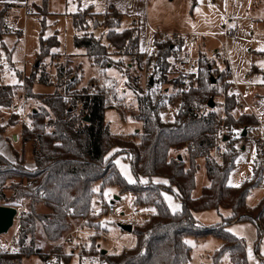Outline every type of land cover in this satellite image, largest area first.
<instances>
[{"label": "trees", "instance_id": "trees-1", "mask_svg": "<svg viewBox=\"0 0 264 264\" xmlns=\"http://www.w3.org/2000/svg\"><path fill=\"white\" fill-rule=\"evenodd\" d=\"M11 7L5 5L0 11L1 35L9 32L7 15ZM99 15L103 16V20L98 21ZM89 17L96 18L94 28L102 27L106 30L105 41L88 31ZM122 17L123 13L114 4L104 13H95L88 8L73 15L74 27L84 31V34L75 36V45L85 48L87 57L101 69L119 65L126 56L131 57L133 64L140 65L144 59L145 52L140 50L137 27L118 30ZM59 44L56 36L42 37L41 51L34 68H39L41 59L50 55ZM176 44L181 46L182 40L174 38L164 43L156 40L157 73L161 76V82H167L169 68L178 73V68L169 59L174 54ZM113 56L121 59L115 61ZM63 71L59 77L63 76ZM36 72L30 77L31 81L27 78L31 82L26 86L28 93H31V87L37 79ZM228 76L226 70L218 71V76H214L211 62L199 55L197 84L189 89H181L179 78L176 77L169 82L180 88L178 92L169 96L165 90L162 93V97L168 98V103L174 104L176 101L180 104L174 119L168 121L164 120L159 111L164 108L163 105L155 103L150 94L131 84L130 87L138 97V112H133V115L142 122V129L129 135L113 134L110 131L105 121L107 99L102 92L91 89V85L86 86L83 92L73 90L76 80L69 81L64 88L59 87L54 95L45 99V106L33 109L30 117L33 127L23 126V147L19 160L14 163L0 151V201H5V205L19 204L21 209L24 206L23 199H32L27 205L30 211H22L20 214L17 233L20 251L2 253L0 264H22V259L28 256H38L48 263L49 257L34 237L39 226L38 220L44 225L45 237L55 243L60 242L71 228L66 215L68 211L73 218L88 219L89 225L97 226L91 217L94 215L93 198L96 195L102 196L108 186H117L122 193L134 194L136 206L154 208V212L143 224L133 225L132 232L138 237L137 244L120 253L108 254V264H189L191 248L186 237L205 238L210 235L223 241L215 254L216 261L228 252L233 264H250L245 239L228 230V223L224 224L228 217L223 222L206 227L198 225L195 218L196 212L229 209L232 211L229 217L231 222L234 219H260L264 231V202L253 209H249L246 202L250 190L258 185L261 176L240 186L228 184L229 173L236 158L235 142L242 137L246 126L257 123L251 113L234 114L233 108L238 97L228 92ZM19 86L21 83L0 84V116L2 109L13 105ZM69 91L74 97L66 102L64 96ZM225 92V99L221 103L225 108L221 127L226 130L222 137L226 135L227 139L224 142V160L219 163L212 157V151L218 139L217 123L221 115L216 110L217 104L212 108L209 101L213 98L215 102V98ZM74 98L82 100L80 109ZM87 115L89 121H85ZM6 128L0 120V133ZM30 141L34 167L26 165V145ZM187 143L194 144L195 149H190ZM186 146L189 152L188 166L183 156V159H179ZM113 149H118L117 153L124 152L128 159L131 157V167L137 177L135 183H129L116 166V153H111ZM173 150L177 151L175 156L171 154ZM199 158L205 160L210 185L203 188L200 196L194 197ZM11 179L19 181L9 182ZM8 189L12 190L10 198L6 196ZM164 191H173L176 198L181 199L180 211H171L164 198ZM40 194H44L47 203H52L46 204L48 211H36L35 204ZM106 204L104 202L103 207ZM53 246L58 262H69L67 260L71 254L62 252L61 244Z\"/></svg>", "mask_w": 264, "mask_h": 264}, {"label": "rangeland", "instance_id": "rangeland-1", "mask_svg": "<svg viewBox=\"0 0 264 264\" xmlns=\"http://www.w3.org/2000/svg\"><path fill=\"white\" fill-rule=\"evenodd\" d=\"M37 2L39 8L35 11L34 2L31 0L30 9L34 13L27 16L22 14L19 21L20 30H10L11 32L0 34V84L20 85L21 83L13 99V105L2 109L0 116L2 124L7 126L6 130L0 133V139L3 138L2 144L4 140L5 144L12 147L11 156L2 149L1 143L0 150L6 156L9 155L14 163L22 155L23 126H28L33 109H41L45 106V99L54 95L59 87L67 86L71 80H76L73 90L83 92L86 86L91 85V89L105 95L107 99L105 121L113 134L129 135L142 129V122L133 115V112L134 114L138 112V97L134 89L130 87L131 84L135 85L134 87H140L144 93L150 94L155 99V103L163 105L164 108L159 111L164 120H173L180 104L176 101L174 104L168 103V98L162 97V93L165 90L169 96L178 92L180 88L178 89L177 86L169 82L170 79L177 77V73L172 72L169 68L167 82H161V76L157 73L159 67L155 53L157 52L156 40L164 43L174 37L167 36L166 40L162 41L160 33L196 34L200 39L198 56H204L211 62L214 76H218V71L226 70L229 75L228 82L230 80L264 82V0H38ZM111 2L126 13L122 17L118 30L132 26L138 28L140 50L145 52L140 65L133 64L131 57L126 56L122 59V63H118L119 65L101 69L92 64L85 55L84 49L75 45V36L78 34V30L74 27L73 15L88 8L95 13H104ZM41 9L46 12H42ZM14 11L8 13L7 24ZM20 11L22 13L23 10L20 9ZM101 17L103 16H98V21L102 19ZM88 20V31L91 32L94 29L96 18L89 17ZM230 28H237L238 34L225 39L221 33ZM20 31L23 32L20 36L15 33ZM105 33H107L106 30L98 29L94 35L105 41ZM53 35H56L60 42L58 48H54L50 55L41 59L39 68L35 69L34 65L41 51V38ZM224 43L225 51L223 50ZM113 58L115 61L121 59L119 56H113ZM175 58V54H173L169 59L177 69ZM35 70H37V79L31 87V93H28L26 86L31 84L30 77ZM61 70H64L63 76L59 77ZM230 71L231 74L233 73L232 77ZM27 78L30 81H27ZM197 81L198 69L195 85ZM62 82L64 83L62 84ZM260 90H264V87H255L253 92ZM70 93L71 91L67 95ZM250 95L249 99L255 104L256 111L260 115H264V91L260 95L257 94L255 100ZM24 98L28 99L26 105L23 101ZM223 101V95L215 98L216 110L221 115L217 123L219 126L218 137L226 133V130L221 127L225 111V108L221 106ZM16 104L21 106L20 112L13 110V106ZM78 107L80 109L81 106ZM233 112L236 116L242 113L236 107L233 108ZM52 115L55 117L53 113ZM14 134L18 135L16 139H14ZM261 137H264V133L256 130L254 133L236 140V158L228 177V184L240 186L247 181L253 182L261 176L258 185L253 187L247 196L246 202L249 209L264 202V154L260 153L257 144V140ZM27 145H29V151L26 148V165L32 154V141ZM187 145L191 144L187 143ZM243 147L245 148L243 149ZM186 149L187 146L182 152V156L188 166L189 152ZM117 150L111 151L112 154L116 153L114 156L116 166L129 183H135L137 177L133 172L130 160L124 152L117 153ZM171 154L175 156L177 151L173 150ZM212 157L217 162L223 163V152L217 154L214 150ZM204 162V158L198 159L199 167L195 175L196 186L193 196H200L203 188L210 185ZM14 180L19 181V179H11L9 182ZM11 194L12 190L8 189L6 196L10 198ZM163 195L171 211L178 212L182 209V204L179 203L173 191H164ZM116 196L120 199H116ZM134 199V194L131 192L122 193L117 186L106 187L102 196L96 195L93 198L94 215L91 217L97 226L89 225L88 219L73 218L71 220L68 217L71 228L57 243L45 237L43 234L44 225L38 220L39 226L34 237L37 243L43 246L44 253L49 257L48 263L38 256H28L22 259V264H60L57 256L53 253L54 244H61V251L71 254V258L67 260L69 262L61 264H108L106 261L108 254L120 253L134 247L138 241L134 232L123 230L122 219L136 225L143 224L154 212L153 207L136 206ZM112 200H115V204L119 207L118 213L114 215L107 211ZM22 201L27 207L32 199H23ZM104 202L107 203L105 207H103ZM4 203L5 201H0L1 205H5ZM46 204L52 203L38 199L35 204L36 211H48ZM16 207L20 209L19 204ZM134 209H139L141 214L134 215ZM230 214L228 210L212 209L196 212L195 218L198 225L206 227L223 222L228 217L224 224L228 223L226 225L228 230L245 239L250 264H264V261L255 254V248L258 245L259 252L264 258V231L260 219L246 218L241 221L234 219L231 222ZM74 225L78 230L75 233V240L73 242L63 241L67 233L75 228ZM9 237V232L0 235V246H3ZM186 242L191 248L189 264H233L228 252L224 253L217 261L215 260V254L223 243L216 236L210 235L205 238L188 236ZM102 250L107 252L103 254Z\"/></svg>", "mask_w": 264, "mask_h": 264}, {"label": "built area", "instance_id": "built-area-1", "mask_svg": "<svg viewBox=\"0 0 264 264\" xmlns=\"http://www.w3.org/2000/svg\"><path fill=\"white\" fill-rule=\"evenodd\" d=\"M31 5V0H24L19 6L14 9V13L11 16V20L8 21L7 27L9 30H20V25L19 21L23 16L30 15L34 13L30 9ZM22 9V13L20 11ZM17 23V24H16ZM238 34V29L237 28H230L226 29L221 35L226 39L228 36H233ZM162 37L161 40L164 41L166 40L167 36H172L176 40H182L181 46L176 44V47L174 49V54H175V61L178 67V73L177 77L179 78L180 82V88L181 89H189L192 85H194V81L196 78V73L198 69V46L200 44V39L199 37L194 34V33H174V34H169V33H161ZM217 36V35H216ZM223 50H226V45L224 43L223 45ZM231 77L233 74H231ZM255 87H264V82H250V81H239V80H230L228 82V92L229 93H234L238 97V101L236 103V108L242 112H247L251 113L252 115L255 116L257 123L255 125H250L246 126L247 134H252L256 130H260L264 133V115H260L256 111L255 104L250 101L249 95L253 92ZM226 92L223 94V100L225 99ZM74 96L72 95H65L64 99L66 102H69ZM76 105L81 106L82 105V100L80 98H74ZM203 100V99H202ZM24 104L26 105L28 103V99L24 98L23 99ZM204 101V100H203ZM13 110L15 112H20L21 111V106L16 104L13 106ZM25 109L23 108V112ZM33 121L28 122L29 127H33ZM223 143L224 139L223 137H218V139L215 142L214 150L217 154H222L223 152ZM258 148L261 154H264V137H261L257 140ZM191 149H195V145L191 144L190 145ZM131 160V157H130ZM39 200L41 201H46L44 194H40L38 197ZM177 200L182 203L181 199L177 197ZM19 210V214L15 219L14 226L11 228L9 231L10 237L6 240L5 244L3 246H0V255L4 252H10V251H20V247L18 244V239H17V233H18V228L20 226V214L22 211H29V209L26 206H22L21 209ZM119 211V207L113 202L110 203L108 207V213L109 214H117ZM140 210L139 209H134L133 214L134 215H140ZM68 217L73 220V217L71 216V212H67ZM122 223H130L126 219H122ZM134 225V223H132ZM75 228L70 230L67 235L65 236V239L63 241L67 242H73L75 240V233L78 231L77 226L74 225ZM62 241V242H63ZM255 254L256 256L264 261L263 256L260 254L258 251V245L255 248Z\"/></svg>", "mask_w": 264, "mask_h": 264}, {"label": "crops", "instance_id": "crops-1", "mask_svg": "<svg viewBox=\"0 0 264 264\" xmlns=\"http://www.w3.org/2000/svg\"><path fill=\"white\" fill-rule=\"evenodd\" d=\"M24 0H0V11H1V9H2V7L3 6H5V5H11L12 7H11V9L8 11V13H11V11L12 10H14V9H16V7L17 6H19L22 2H23ZM38 0H33V2H34V6H35V11L37 10V8H39V6H38V2H37ZM111 4H113L112 2L110 3V5ZM110 5H109V7H110ZM116 7V6H115ZM119 11H121L118 7H116ZM109 9V8H108ZM108 9L106 10V11H108ZM43 9H41V11H42ZM42 12H46L45 10H43ZM122 13H123V15L124 14H126V13H124L123 11H121ZM10 17H11V15H10ZM102 19H100V20H103V17H101ZM122 21V20H121ZM133 27V26H132ZM128 28V27H127ZM98 29H101V30H105L104 28H102V27H99V28H94V29H92V31L91 32H94L95 34H96V31L98 30ZM138 29V28H137ZM9 32H11L10 30H9ZM15 33H17L19 36L20 35H22L23 34V32L22 31H20V32H15ZM80 33H84V31H78V34L77 35H79ZM176 33H179V32H176ZM161 34V33H160ZM170 34V33H169ZM53 36H56V35H53ZM57 37V36H56ZM58 38V37H57ZM219 39V38H218ZM56 48H58V47H56ZM82 49H84V53H85V55H86V49L85 48H82ZM58 50V49H57ZM91 61V60H90ZM92 62V61H91ZM93 64V63H92ZM230 73H231V71H230ZM233 74V73H232ZM263 77H264V72H263ZM254 82H260V81H254ZM264 90H260V91H255V92H253L252 93V95H250L251 96V98L253 99V100H255V99H257L256 97H257V94H259L260 95V93L261 92H263ZM242 135V134H241ZM248 135V134H247ZM247 135H245V136H247ZM14 136V139H16L17 138V134H14L13 135ZM245 136H243L242 135V137H245ZM2 139L3 138H1L0 139V143H1V145H3L2 146V149L6 152V153H8L10 156H11V146H8L7 144H5V142H4V140H3V144H2ZM9 147V148H8ZM27 149H28V151H29V145H27V147H26ZM245 147H243V149H244ZM1 151V150H0ZM2 152V151H1ZM5 155V154H4ZM9 155H5L7 158H9L11 161H13L12 160V158L9 156ZM182 155V154H181ZM129 160H130V158H129ZM201 160V159H200ZM131 161V160H130ZM205 163V162H204ZM29 167H34V156H33V152H32V154H31V156H30V161L28 162V164H27ZM209 183H210V180H209ZM209 185V184H208ZM207 185V186H208ZM117 198L116 199H120L118 196H116ZM194 197H198V196H194ZM111 202V201H110ZM111 203H113V202H111ZM115 203V202H114ZM180 203V202H179ZM223 210H228V211H230V213H232V211L231 210H229V209H223ZM122 214H123V212H122ZM196 214V213H195ZM111 215H114V214H111ZM231 215V214H230ZM223 242V241H222ZM258 249H259V246H258Z\"/></svg>", "mask_w": 264, "mask_h": 264}, {"label": "water", "instance_id": "water-1", "mask_svg": "<svg viewBox=\"0 0 264 264\" xmlns=\"http://www.w3.org/2000/svg\"><path fill=\"white\" fill-rule=\"evenodd\" d=\"M213 81L214 82L216 81L215 77H213ZM209 106L212 108L215 106V102L213 98L210 99ZM85 121H89L88 115L85 117ZM242 135L243 136L247 135L246 127L243 129ZM223 139L224 141H226L227 136L225 135ZM179 159L180 160L183 159L181 154L179 155ZM112 202H115V200H112ZM18 214H19V210L16 206L0 204V235L7 234L11 230V228L14 226L15 219L18 216ZM121 227L123 228V230L128 232L133 231L132 223H126V224L121 223ZM106 252H107L106 250H102L103 254H105Z\"/></svg>", "mask_w": 264, "mask_h": 264}, {"label": "snow or ice", "instance_id": "snow-or-ice-1", "mask_svg": "<svg viewBox=\"0 0 264 264\" xmlns=\"http://www.w3.org/2000/svg\"><path fill=\"white\" fill-rule=\"evenodd\" d=\"M157 183H167V181H157Z\"/></svg>", "mask_w": 264, "mask_h": 264}]
</instances>
